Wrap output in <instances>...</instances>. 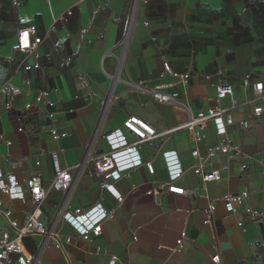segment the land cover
<instances>
[{
  "label": "crops",
  "instance_id": "1",
  "mask_svg": "<svg viewBox=\"0 0 264 264\" xmlns=\"http://www.w3.org/2000/svg\"><path fill=\"white\" fill-rule=\"evenodd\" d=\"M68 10L71 14L66 16ZM29 25L35 26L41 41L30 53L18 51L17 32ZM163 61L173 71L188 72L187 82L163 73ZM36 63L38 68L24 69ZM246 75L248 85L242 83ZM7 81L21 93L11 98L12 111L5 108V97L0 98L4 179L11 175L24 183L36 175L45 187L56 159L64 168L102 154H110L116 167L127 172L114 183L121 202L100 189L99 176L87 173L93 170L91 162L81 171L70 169L76 181L69 195L62 189L49 190L36 211L45 225L52 223L67 195L71 209L99 203L113 210L91 242L81 241L67 226L74 234L67 245L69 264H109L113 255L114 264H264L260 228L244 212L245 205L264 212V102L249 101L254 82L264 84V0H1L0 85ZM219 83L232 86L238 104L221 115L222 125L209 119L200 130L202 139L194 143L182 127L189 115L231 106L230 97L216 100ZM159 85L163 92L177 93L186 108L155 100L151 90ZM43 89L54 101L55 122L45 117L46 107L33 105L24 130L17 131L20 123L13 113ZM257 104L262 106L260 115L253 114ZM130 115L157 132L172 130L125 153L115 146L119 139L114 131L120 128L127 142L134 141L135 136L122 128ZM51 126L66 135L53 140ZM226 139L246 156L228 159L215 152L205 157L207 147ZM194 148L205 157V171L221 170L218 180L202 185L193 172L198 163L190 154ZM135 159L141 168L134 166ZM146 162L153 165V173ZM178 170L181 175L174 177ZM163 182L189 193L157 190ZM149 189L156 191L148 195ZM244 191L243 204L227 211L222 195ZM0 200L20 223L36 208L24 185L12 196L0 191ZM210 208L212 225L203 223ZM5 229L0 217V231ZM182 231L191 243L177 251ZM23 241L42 264H67L63 253L42 236H26ZM214 253H219L218 263L211 260Z\"/></svg>",
  "mask_w": 264,
  "mask_h": 264
},
{
  "label": "built area",
  "instance_id": "2",
  "mask_svg": "<svg viewBox=\"0 0 264 264\" xmlns=\"http://www.w3.org/2000/svg\"><path fill=\"white\" fill-rule=\"evenodd\" d=\"M70 14L71 10H68L65 13L66 16ZM62 18L66 19V17ZM40 41L41 37L36 35V28L34 25L22 27L18 30L16 35L15 49L21 52L30 53L35 50ZM64 63L67 64L68 61H65ZM38 67L39 64L36 63L33 66L25 65L24 69L30 70ZM163 73L169 74L173 79H176L180 83H186L189 78L188 72L179 73L173 71L167 61H163ZM249 81V75H246L242 79V83L244 85H248ZM253 85L255 93L249 99V101L260 99L262 102H264L263 82L255 81ZM162 87L163 85H159L151 90L152 97L155 100L160 102H173L186 108L185 104L176 98L177 93L163 92L161 91ZM215 92L217 101L226 97H230L231 106L230 108L213 107L208 112L200 111L195 114H190L188 120L182 127L187 131L190 140L194 143H197L202 139L203 136L200 133V130L203 129L209 119H214L218 121L220 125H222L221 115L227 113L229 109L235 108L238 104L233 97V88L230 84H217L215 86ZM20 93L21 89L11 85L8 81L0 85V98L5 97L4 106L9 111H12L11 98L14 95ZM33 105H43L46 107L45 117L51 124L55 122L56 112L53 109L54 101L48 97V91L43 89L38 91L32 103H26L23 110L13 113V117L20 123L17 127V131L22 132L24 130V121L27 117V111H29ZM261 112V104H257L253 107L254 115H260ZM227 121L230 122L231 119H227ZM122 128L126 129L135 136V140L129 143L122 134L120 128L114 131V134H116L119 139L115 146L122 147L124 152L128 154L134 153L135 149L140 147L143 142L151 140L172 130L170 129L164 132H157L153 126L135 115L126 117L122 122ZM49 132L53 140H58L66 135L65 132L58 131L53 126L50 127ZM0 138H2V135H0ZM215 152L226 155L228 159L238 155L246 156L239 145L233 143L230 139H226L224 142L218 145L207 147L205 157L212 156ZM190 154L192 157L198 159V163L193 167V172L200 178L203 186L206 183L216 181L221 177L220 169H213L211 171L204 170L203 166L205 157L200 155L197 148L192 149ZM53 155L56 159V154L53 153ZM55 161L57 166L54 171V175L50 183L45 187L42 185L40 178L36 175L29 177L24 181V183H21L11 175L4 179L0 172V191L3 194L12 196L21 186L24 185L28 192L29 199L36 206L35 210L31 212L22 223H20L11 217L10 209L6 207L0 200V217L4 219L6 224V229L0 231V264H42L39 254H31L25 248L23 239L30 235L42 236L50 245L54 246L63 253L66 263L69 264L70 256L67 251V245H71L73 243L74 234L71 232V230L67 229V226L72 227L76 231L77 236L81 241L91 242L95 237L101 234L102 222L113 215V210L106 209L99 203L90 209H83L80 207L71 209L68 203V195L70 194L76 181V176H73L70 173L71 168H77L81 171L83 170L85 162H91L93 164V170H88L87 173L99 176L100 189L109 193L117 202L122 201V195L117 190L114 183L120 178L127 176V172H124L120 168L116 167L115 162L110 154L89 156L83 162H78L72 166H67L64 168L59 167L57 159ZM35 163L39 164L38 161ZM133 164L137 168H141L143 165L139 159H135ZM144 165L150 173H153L154 169L151 162H146ZM246 168L247 164L243 163L241 165V169L244 170ZM261 172L264 176V165L261 169ZM180 175L181 171L178 170L175 172L174 177H178ZM52 188L65 190L68 195L62 202L61 206H59L57 209L52 223H50V225H45L40 218V214L36 213V211L41 207L43 200L46 198L49 190ZM163 188L169 193L181 195L189 193V191L185 188L175 185L171 182H163L157 186V190H161ZM154 191L156 190L149 189L146 191V194H152ZM246 196L247 193L245 191L239 193L228 192L223 194L221 198L225 209L227 211H232L236 205L243 204ZM244 212L246 219L249 222L260 223L264 221V212L258 208L245 205ZM212 222L210 208L203 223L212 225ZM238 224L240 225L242 222L239 221ZM187 243H191V239L186 236L185 231H182L180 237L176 240L175 249L177 251H183L186 248ZM99 249L100 247L96 246V251H99ZM116 258L117 257L115 255L111 256L109 264H114ZM219 258V253H214L211 256V260L215 263L219 262Z\"/></svg>",
  "mask_w": 264,
  "mask_h": 264
},
{
  "label": "water",
  "instance_id": "3",
  "mask_svg": "<svg viewBox=\"0 0 264 264\" xmlns=\"http://www.w3.org/2000/svg\"><path fill=\"white\" fill-rule=\"evenodd\" d=\"M258 226L260 228V233H261V239H262V242H263V245H264V225L262 222L258 223Z\"/></svg>",
  "mask_w": 264,
  "mask_h": 264
}]
</instances>
